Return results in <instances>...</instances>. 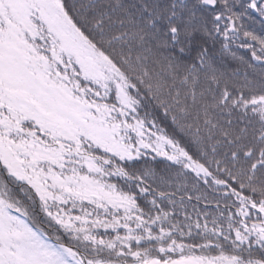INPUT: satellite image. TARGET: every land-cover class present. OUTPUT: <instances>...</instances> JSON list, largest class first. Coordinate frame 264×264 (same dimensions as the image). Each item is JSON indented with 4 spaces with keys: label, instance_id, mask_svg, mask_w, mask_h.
<instances>
[{
    "label": "snow or ice",
    "instance_id": "obj_1",
    "mask_svg": "<svg viewBox=\"0 0 264 264\" xmlns=\"http://www.w3.org/2000/svg\"><path fill=\"white\" fill-rule=\"evenodd\" d=\"M253 13L264 0H0V264H264Z\"/></svg>",
    "mask_w": 264,
    "mask_h": 264
},
{
    "label": "trees",
    "instance_id": "obj_2",
    "mask_svg": "<svg viewBox=\"0 0 264 264\" xmlns=\"http://www.w3.org/2000/svg\"><path fill=\"white\" fill-rule=\"evenodd\" d=\"M253 16H255V20L245 21V27L250 31H254L257 35L264 37V25H261V23L259 22L260 18L255 13H253ZM219 47H220L219 45L216 46L218 67H221L222 70H225L227 72H232L235 71L236 69H240L241 73H243L245 71L246 66L242 65L238 60H234L228 54L221 55L219 53ZM233 50L237 52V55H242L246 59L251 60L250 51L244 49H237L235 48V46ZM249 72L251 74V70H249Z\"/></svg>",
    "mask_w": 264,
    "mask_h": 264
}]
</instances>
